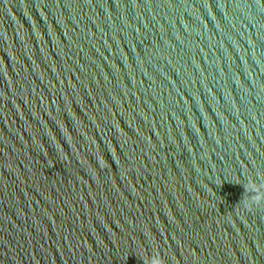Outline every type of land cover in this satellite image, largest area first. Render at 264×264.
I'll use <instances>...</instances> for the list:
<instances>
[{
    "label": "water",
    "instance_id": "water-1",
    "mask_svg": "<svg viewBox=\"0 0 264 264\" xmlns=\"http://www.w3.org/2000/svg\"><path fill=\"white\" fill-rule=\"evenodd\" d=\"M0 264H264V0H0Z\"/></svg>",
    "mask_w": 264,
    "mask_h": 264
}]
</instances>
